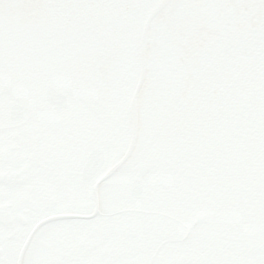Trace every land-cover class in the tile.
I'll use <instances>...</instances> for the list:
<instances>
[{
	"label": "water",
	"instance_id": "obj_1",
	"mask_svg": "<svg viewBox=\"0 0 264 264\" xmlns=\"http://www.w3.org/2000/svg\"><path fill=\"white\" fill-rule=\"evenodd\" d=\"M0 82L93 111L110 173L264 182V0H0Z\"/></svg>",
	"mask_w": 264,
	"mask_h": 264
},
{
	"label": "flooded vegetation",
	"instance_id": "obj_2",
	"mask_svg": "<svg viewBox=\"0 0 264 264\" xmlns=\"http://www.w3.org/2000/svg\"><path fill=\"white\" fill-rule=\"evenodd\" d=\"M109 167L92 111L0 83V264H264V183Z\"/></svg>",
	"mask_w": 264,
	"mask_h": 264
}]
</instances>
